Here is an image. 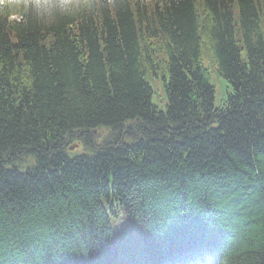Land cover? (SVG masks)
I'll return each instance as SVG.
<instances>
[{"label":"trees","instance_id":"obj_1","mask_svg":"<svg viewBox=\"0 0 264 264\" xmlns=\"http://www.w3.org/2000/svg\"><path fill=\"white\" fill-rule=\"evenodd\" d=\"M7 5L0 264H264V0Z\"/></svg>","mask_w":264,"mask_h":264},{"label":"rangeland","instance_id":"obj_2","mask_svg":"<svg viewBox=\"0 0 264 264\" xmlns=\"http://www.w3.org/2000/svg\"><path fill=\"white\" fill-rule=\"evenodd\" d=\"M236 16V13H235ZM242 59H245V50L241 52ZM202 62L204 66L208 69L210 75V82L214 87V101L213 104L215 107H218L220 103L225 100L229 93L232 92V88L230 85L221 77H219L215 71V63L214 60L207 54L203 53ZM163 72L159 73V78H148V81L152 87V103L157 106V108L161 110H165L166 107V93L164 88V82L162 79ZM164 75L166 79H168V75L166 71H164ZM74 151H80V148H75ZM138 247V246H137ZM144 249L138 247L137 253L142 254Z\"/></svg>","mask_w":264,"mask_h":264},{"label":"clouds","instance_id":"obj_3","mask_svg":"<svg viewBox=\"0 0 264 264\" xmlns=\"http://www.w3.org/2000/svg\"><path fill=\"white\" fill-rule=\"evenodd\" d=\"M23 3V0H8V7L14 8L18 4ZM74 3V0H27L30 8H35L38 11H48L53 7H69Z\"/></svg>","mask_w":264,"mask_h":264},{"label":"water","instance_id":"obj_4","mask_svg":"<svg viewBox=\"0 0 264 264\" xmlns=\"http://www.w3.org/2000/svg\"><path fill=\"white\" fill-rule=\"evenodd\" d=\"M74 148V146H70V150H72Z\"/></svg>","mask_w":264,"mask_h":264}]
</instances>
